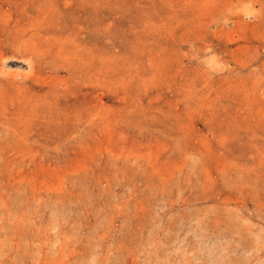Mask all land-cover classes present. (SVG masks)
<instances>
[{
  "label": "rangeland",
  "instance_id": "rangeland-1",
  "mask_svg": "<svg viewBox=\"0 0 264 264\" xmlns=\"http://www.w3.org/2000/svg\"><path fill=\"white\" fill-rule=\"evenodd\" d=\"M0 264H264V0H0Z\"/></svg>",
  "mask_w": 264,
  "mask_h": 264
}]
</instances>
